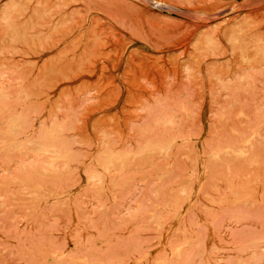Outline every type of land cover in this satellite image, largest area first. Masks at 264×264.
I'll use <instances>...</instances> for the list:
<instances>
[{
    "label": "rangeland",
    "instance_id": "374dc122",
    "mask_svg": "<svg viewBox=\"0 0 264 264\" xmlns=\"http://www.w3.org/2000/svg\"><path fill=\"white\" fill-rule=\"evenodd\" d=\"M0 264H264V0H0Z\"/></svg>",
    "mask_w": 264,
    "mask_h": 264
}]
</instances>
